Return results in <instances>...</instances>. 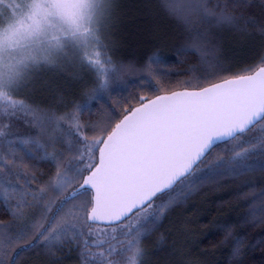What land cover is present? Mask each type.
I'll list each match as a JSON object with an SVG mask.
<instances>
[{"label": "snow or ice", "instance_id": "snow-or-ice-1", "mask_svg": "<svg viewBox=\"0 0 264 264\" xmlns=\"http://www.w3.org/2000/svg\"><path fill=\"white\" fill-rule=\"evenodd\" d=\"M163 4L184 11L175 0ZM186 5L181 19L188 43L175 55H190L201 68L181 74L196 73L181 90L165 88L113 108L105 94L125 91L121 81L129 76L139 74L127 80L131 84L167 75L153 66L168 60L146 54L139 62L116 61L103 43L88 68L91 90L80 102L48 104L24 97L18 86L9 89L13 102H0V264H61L65 248L77 252L81 264L125 258L145 264L143 240L166 209L186 202L206 181L241 175L250 177L244 188H260L247 200L248 216L253 225L264 222V55L238 71L224 67L210 33L196 31L190 18L264 34V17L227 13L251 8L250 0ZM93 109L100 115L93 117ZM221 145L223 152H216ZM37 160L51 170L38 172ZM227 229L221 227L223 242H231L235 264H242L244 242Z\"/></svg>", "mask_w": 264, "mask_h": 264}, {"label": "trees", "instance_id": "trees-1", "mask_svg": "<svg viewBox=\"0 0 264 264\" xmlns=\"http://www.w3.org/2000/svg\"><path fill=\"white\" fill-rule=\"evenodd\" d=\"M216 2L212 0L213 4ZM250 3L253 5L251 8L229 7L227 13L233 16L252 13L256 17H264L261 0H250ZM175 4L177 9L184 11H169L163 0H108L101 32L96 38L98 50L103 43L116 61L132 58L139 62L146 54H159L168 60L167 64L153 66V71L167 75L158 78L148 76L144 82L131 84L127 80H138L139 74L129 76L121 81L125 91L105 94L108 104L113 108L117 103L123 105L125 100L132 97L146 95L152 98L155 94H164L165 88L178 91L184 82H194L196 73L181 74L193 66L199 71L201 66L194 65V58L190 55H175L178 48L188 43V29L181 19V16L188 15L186 0H175ZM3 17L5 19L7 15L4 10H0V26L4 23ZM190 18L196 31L210 33L209 39L218 47L220 62L224 67L238 71L264 55V34L258 29L228 23H213L207 27L200 24L197 17ZM81 61L77 67H61L54 76L39 74L34 84L25 86L22 95L48 104L73 100L80 102L92 87L88 76L90 65ZM148 81H151L152 88L159 91L151 92ZM0 102L13 101L8 95L0 97ZM96 107L107 114L99 102ZM99 115L96 109L92 110L93 117ZM88 117L89 112L86 110L84 118ZM223 150L221 145L216 152ZM36 164L38 172L47 173L51 170L47 162L37 160ZM249 178V175H241L233 179L206 181L197 187L186 202L166 209L156 225L149 226L143 240L145 264H235V258L231 255L233 245L223 242V225H228L227 231L244 242L242 264H264V222L253 225L252 218L248 216L252 206L247 204L253 192L258 193L260 188H244ZM261 184H264V179ZM2 215L3 210L0 209ZM36 264L40 262L36 261ZM61 264H81L78 253L65 248ZM122 264H125V259Z\"/></svg>", "mask_w": 264, "mask_h": 264}, {"label": "rangeland", "instance_id": "rangeland-1", "mask_svg": "<svg viewBox=\"0 0 264 264\" xmlns=\"http://www.w3.org/2000/svg\"><path fill=\"white\" fill-rule=\"evenodd\" d=\"M107 2L0 0V10L7 15L0 26V97L8 96L12 87L23 92L39 74L54 76L81 60L90 65L99 51L96 38Z\"/></svg>", "mask_w": 264, "mask_h": 264}]
</instances>
